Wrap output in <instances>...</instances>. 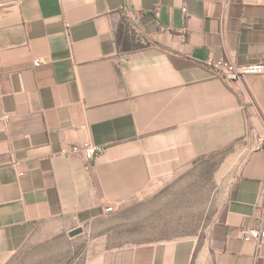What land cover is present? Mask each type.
<instances>
[{"label":"crops","instance_id":"obj_1","mask_svg":"<svg viewBox=\"0 0 264 264\" xmlns=\"http://www.w3.org/2000/svg\"><path fill=\"white\" fill-rule=\"evenodd\" d=\"M263 52L264 0H0V264L44 228L85 243L71 264H264L242 239L264 228V74L207 66ZM85 141L92 161L63 153ZM212 156L239 168L201 238L103 228Z\"/></svg>","mask_w":264,"mask_h":264},{"label":"rangeland","instance_id":"obj_2","mask_svg":"<svg viewBox=\"0 0 264 264\" xmlns=\"http://www.w3.org/2000/svg\"><path fill=\"white\" fill-rule=\"evenodd\" d=\"M208 157L161 185L155 196L140 201L118 215L105 220L103 228L118 234L116 243H140L176 240L204 234L222 202L224 192L239 168L229 157ZM39 230L5 264H71L84 247L67 233L56 239Z\"/></svg>","mask_w":264,"mask_h":264},{"label":"built area","instance_id":"obj_3","mask_svg":"<svg viewBox=\"0 0 264 264\" xmlns=\"http://www.w3.org/2000/svg\"><path fill=\"white\" fill-rule=\"evenodd\" d=\"M185 10V8L183 9ZM42 63L41 58H34L32 60L33 66H39ZM208 68L213 74L221 77L227 81H239L244 78V76L249 74H264V52L261 57L252 63H240L237 62L233 57L224 56L219 60L208 61ZM10 118L9 114H3L0 116V121L7 122ZM259 143L264 144V136L259 137ZM101 151V148L91 145L89 142H81L71 145L68 149L63 150L64 154H80L86 162L92 161L95 156ZM112 207L108 206L106 211H112ZM264 237V228H243L242 229V239L244 241L259 242Z\"/></svg>","mask_w":264,"mask_h":264}]
</instances>
